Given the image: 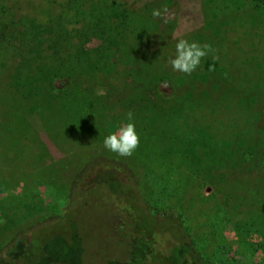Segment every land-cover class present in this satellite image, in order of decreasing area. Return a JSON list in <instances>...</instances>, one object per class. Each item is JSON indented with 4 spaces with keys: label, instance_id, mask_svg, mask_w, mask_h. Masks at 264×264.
I'll list each match as a JSON object with an SVG mask.
<instances>
[{
    "label": "trees",
    "instance_id": "1",
    "mask_svg": "<svg viewBox=\"0 0 264 264\" xmlns=\"http://www.w3.org/2000/svg\"><path fill=\"white\" fill-rule=\"evenodd\" d=\"M179 1L183 0H0V40L5 41L6 46L14 52L18 49L10 41L21 44L26 53H31L32 58L40 61L35 64L34 76L27 82V93L21 96V100L29 104L38 101L34 98L55 102L58 111L54 115L63 118L61 131L68 140L79 141L83 149L108 151L112 156L117 153L103 145L104 138L110 134L106 122L124 124L127 113L131 111L140 144L132 156L134 162L127 157L123 159L129 164L131 161L133 165L144 163L149 167L151 162L158 161V170L166 175L165 179L174 177L171 190L166 191L164 200L176 207L167 210L172 214V227L179 230L178 242L173 240L171 245L162 235L158 240L164 249H174L175 255L170 256L163 249L153 252V241L148 244V235L136 234L131 231L133 229H122L119 225L132 243L129 264L193 262L188 261L193 258L190 248L196 244L191 238L190 245L183 242L186 236L189 237L188 220L185 218L187 197H200L198 190L203 185L221 193L224 201L225 196L231 197V193L220 183L225 180L232 183L242 181L251 205L264 202V196H258L264 190V128L260 127L262 133L258 135L257 129L254 131L247 125L250 128L245 131L248 137L237 139V143L225 141L227 152L212 149L209 146L211 138L203 128L191 132L170 130L172 125L178 127V118L200 107L207 109L222 104L240 116L238 105L243 102L246 111L253 109L259 112L258 107L264 105V60L262 65H254L250 69L245 67L247 57L240 60L242 71L245 69L250 73L238 72V77L244 78L246 84L241 89L226 85L231 75L226 76L225 67H221L213 51L201 60L199 67L191 74L172 69L169 61L175 55L176 46L173 31L179 25L178 19L182 20L179 17H184L185 28L205 31L208 25L202 22L205 18L200 9L178 10ZM226 2L235 6H232L234 9L231 12L243 7L251 22L259 19L264 12V0ZM175 5L177 9H173ZM164 7L171 11L170 18L167 15L164 18L152 16L153 9ZM224 7H217L219 16L221 12L225 13ZM199 16L198 24H194ZM200 37L196 41L202 43L198 39ZM191 40L195 41L190 37ZM16 58L23 60L19 50ZM234 62L236 64V60ZM28 64L18 59L13 63V68L16 71L18 68L25 69ZM43 70L45 72L41 73ZM234 70L238 71L237 68ZM260 75L263 80L258 78ZM257 83H261L259 87L255 86ZM97 86L101 87V91L96 90ZM4 99H8L6 93ZM230 104L233 108H229ZM249 133L252 134L249 136ZM237 144L242 147L238 149ZM234 147L237 149L232 153L230 150ZM107 163V160L97 159L88 165L107 166ZM113 183L108 182L103 189L122 198L127 197V204L115 205L117 212L129 208L128 216L131 217L128 220L132 227L153 230L152 224H146L142 214L139 215L145 209L144 202L138 197L140 185L137 187L132 178L127 179L124 185L131 186V190L125 196L121 191L123 183H115L116 186ZM117 185L121 186L120 190H117ZM144 188L147 189L145 196L154 203L151 197L153 191ZM104 195L101 196L104 198ZM256 196L260 198L258 201ZM256 214L262 216L264 211ZM120 230L119 237L123 238ZM31 231H27V235ZM27 242L26 233L15 239L11 247L1 254L0 264L3 259L8 263L16 258L25 260V256L18 254H21ZM145 257L146 262L143 260ZM212 261L205 260L207 264H218ZM118 263L124 262L121 259Z\"/></svg>",
    "mask_w": 264,
    "mask_h": 264
},
{
    "label": "rangeland",
    "instance_id": "2",
    "mask_svg": "<svg viewBox=\"0 0 264 264\" xmlns=\"http://www.w3.org/2000/svg\"><path fill=\"white\" fill-rule=\"evenodd\" d=\"M226 4H229L226 0L179 1L178 10L200 9L205 18L202 22L208 25L205 31L185 28L184 17H179L182 20L177 21L179 25L175 26L173 40L176 44L181 38L190 40L191 37L196 41L201 36L198 38L203 41L200 44L211 45L221 67H225L224 73L227 77L231 75L226 85L241 89L246 86L245 79L238 76L247 72L242 71L240 60L248 58L246 69L260 66L264 60V12L251 22L243 7L231 12L235 6ZM220 5L226 6L221 16L216 11ZM173 9H177V5ZM171 16L169 11L167 17ZM199 19L200 16L194 24H198ZM10 43L17 47L23 60L16 58L18 50L14 52L0 40V257L22 234L26 233L28 242L18 254L25 256V260L16 258L8 263L3 259L1 264H119L123 258L119 245L130 243V238L123 233L121 239L119 230H115L117 225L133 229L132 232L142 236L148 235V244L153 241V252L163 249L166 254L175 255L174 249H164L158 240L162 235L171 245L173 240L178 242L179 230L172 227V214L167 210L174 205L164 200L174 177L166 180V175L158 170V161L151 162L150 167L144 163L133 165L135 152L127 157L131 160L129 164L118 154L114 157L108 151L83 149L79 141L68 140L61 131L63 118L54 115L58 111L55 102L34 98L38 101L29 104L21 100L27 93V82L34 76L35 64L40 61L32 58L30 52L26 53L21 44ZM18 59L30 65L16 71L13 63ZM260 77L263 80L262 75ZM96 90L101 91V87L97 86ZM4 93L8 99H4ZM238 106L240 116L222 104L194 109L178 118V127L172 125L170 130L191 132L203 128L211 138L209 146L227 152L225 141L237 143V139L248 137L245 131L249 126L257 129L258 135L264 128V105L258 107L259 112L246 111L244 102ZM229 108H233L232 104ZM106 124L110 133L123 125L109 121ZM235 149L230 151L233 153ZM97 159L107 160V166L88 165ZM128 177L133 179L135 186L141 187L138 197L145 209L139 215L142 214L146 224H152L153 230L132 227L128 220L130 209L125 207L123 212L116 209V206L125 205L127 197L103 189L108 182L123 183L121 191L128 196L131 186L124 185ZM220 185L231 193L224 201L222 194L208 185L198 190L200 197L197 199L192 195L187 197L185 218L189 237L183 242L188 246L191 238L196 244L190 248L193 258L185 256L193 261L188 264H207L205 260L209 259L218 264H264V215L256 214L264 211V202L262 206L256 202L251 205L242 181L225 180ZM120 187L117 185V190ZM144 187L153 191L154 203L145 196L147 189ZM258 196L262 198L264 190ZM258 196L256 201L260 199ZM29 230L32 231L27 235Z\"/></svg>",
    "mask_w": 264,
    "mask_h": 264
},
{
    "label": "clouds",
    "instance_id": "3",
    "mask_svg": "<svg viewBox=\"0 0 264 264\" xmlns=\"http://www.w3.org/2000/svg\"><path fill=\"white\" fill-rule=\"evenodd\" d=\"M168 13L167 7L153 9L152 16L164 18ZM213 51L211 45L200 44L197 41L179 39L175 46V55L170 58V65L174 71L191 74L195 71L201 60L209 52ZM140 135L136 130L134 116L131 111L127 113V122L104 138L103 145L111 152L117 153L122 157L133 155L139 147Z\"/></svg>",
    "mask_w": 264,
    "mask_h": 264
},
{
    "label": "flooded vegetation",
    "instance_id": "4",
    "mask_svg": "<svg viewBox=\"0 0 264 264\" xmlns=\"http://www.w3.org/2000/svg\"><path fill=\"white\" fill-rule=\"evenodd\" d=\"M118 217V215L116 216V218ZM115 230H120V228H119V226L117 225L116 227H115ZM122 234H123V232H121ZM128 237V236H127ZM126 237V238H127ZM122 239V238H121ZM131 245H132V243H128V244H120L119 245V251H121L122 253H123V258H122V260H123V264H129V262H131L130 261V259H129V257H130V254H131V250H130V248H131ZM134 255V254H133ZM144 260V262H146L147 261V257H145V259H143ZM119 261H121V260H119Z\"/></svg>",
    "mask_w": 264,
    "mask_h": 264
}]
</instances>
